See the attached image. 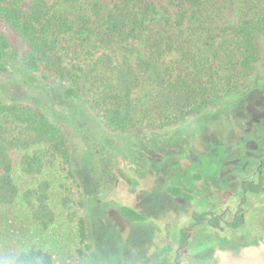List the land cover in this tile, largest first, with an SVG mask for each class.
<instances>
[{
  "label": "trees",
  "instance_id": "obj_1",
  "mask_svg": "<svg viewBox=\"0 0 264 264\" xmlns=\"http://www.w3.org/2000/svg\"><path fill=\"white\" fill-rule=\"evenodd\" d=\"M263 76L264 0H0V261L71 264L90 248L74 149L46 82L127 134L208 115ZM119 214L147 218L127 205ZM257 222L263 239L264 207Z\"/></svg>",
  "mask_w": 264,
  "mask_h": 264
},
{
  "label": "rangeland",
  "instance_id": "obj_2",
  "mask_svg": "<svg viewBox=\"0 0 264 264\" xmlns=\"http://www.w3.org/2000/svg\"><path fill=\"white\" fill-rule=\"evenodd\" d=\"M46 83L58 97L50 115L72 144L87 199L83 213L90 248L71 264H173L179 231L191 226L193 212H224L229 205L235 209L241 180L264 158V76L233 105L236 112L228 120L220 115L207 117V123L199 115L179 129L127 134L108 129L85 104L66 99L61 84ZM227 102L211 111L222 105L228 111L232 106ZM173 185L193 198L171 194ZM121 205L142 211L146 220L125 219L119 214ZM245 207L252 209L239 228L195 225L182 264H264V238L257 237L253 226L264 194L251 196ZM234 240L241 243L237 248L228 244Z\"/></svg>",
  "mask_w": 264,
  "mask_h": 264
},
{
  "label": "flooded vegetation",
  "instance_id": "obj_3",
  "mask_svg": "<svg viewBox=\"0 0 264 264\" xmlns=\"http://www.w3.org/2000/svg\"><path fill=\"white\" fill-rule=\"evenodd\" d=\"M246 95H247V93L244 94L240 98L229 101L228 103H231L232 107L230 109H228V111L226 109H224L223 108L224 105H222L220 107V109H218L217 111H215V112L212 111V113H209L208 115H202L200 117H205V119H206L207 117L210 118V117H214V116L218 117L220 115H224L223 117L228 120L236 112L235 108H233V105L237 104L238 102H242ZM220 118H221V116H220ZM209 120L210 119H206L207 123H210ZM221 123H222L221 127L224 128L225 127L224 119H222ZM181 127L182 126L179 125L176 128L179 129ZM241 152H242V150H241ZM245 153L243 152L241 154V156L244 155ZM177 154H179V153L177 152ZM180 154H182V153H180ZM163 160H166V159H163ZM235 168H236V166H235ZM240 187H241L240 188V190H241V193H240L241 194L240 195L241 201L237 204L235 209H233V206L229 205L224 210V212H216L214 210L209 211V213L208 212L207 213H205V212L198 213L195 211L193 212L192 217H191L192 218L191 226L188 228H181L179 231V238L177 240L178 247L175 250V256L173 259V264H182V261H181L182 251L187 247L188 242H189V237L191 236V230L194 228L195 225L207 222L213 228H222L221 225L224 224L223 227H230V228L236 229V228H239L240 226H242L244 224L246 214L249 213V211L252 209L251 207H248V208L245 207L246 203L250 200L251 196H258L259 194H264V158H262L260 160V163L258 165L257 170L253 171L249 177L245 176L241 180ZM201 214H206L205 218L203 220L199 219V216ZM228 216H230V218H228Z\"/></svg>",
  "mask_w": 264,
  "mask_h": 264
}]
</instances>
